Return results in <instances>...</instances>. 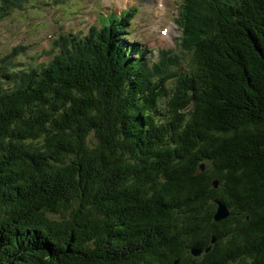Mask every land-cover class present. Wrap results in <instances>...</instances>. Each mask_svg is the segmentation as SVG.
<instances>
[{
	"label": "trees",
	"instance_id": "trees-1",
	"mask_svg": "<svg viewBox=\"0 0 264 264\" xmlns=\"http://www.w3.org/2000/svg\"><path fill=\"white\" fill-rule=\"evenodd\" d=\"M126 16L0 59V264H264V0H183L153 61Z\"/></svg>",
	"mask_w": 264,
	"mask_h": 264
},
{
	"label": "rangeland",
	"instance_id": "rangeland-1",
	"mask_svg": "<svg viewBox=\"0 0 264 264\" xmlns=\"http://www.w3.org/2000/svg\"><path fill=\"white\" fill-rule=\"evenodd\" d=\"M157 1L26 0L0 21V58L15 47L19 58L14 60H21L24 68L37 66L52 58L49 46L54 36L71 32L84 34L91 24L99 27L111 20L118 21L119 12L137 5L139 14L135 19L130 18L129 23L134 24L128 28V33L156 59L158 48H178L180 34L178 25L169 23L178 16L180 0H165L166 9L159 7ZM132 11L135 13L134 8ZM165 27L169 28L166 35L162 33ZM4 82L5 87L14 84Z\"/></svg>",
	"mask_w": 264,
	"mask_h": 264
},
{
	"label": "water",
	"instance_id": "water-1",
	"mask_svg": "<svg viewBox=\"0 0 264 264\" xmlns=\"http://www.w3.org/2000/svg\"><path fill=\"white\" fill-rule=\"evenodd\" d=\"M204 168H205V166L202 165V169H204ZM213 183H214L215 187H218V181L217 180L213 181ZM216 202H217L218 207H217V210H216V213L214 216H215V220L219 221V220L225 219L226 217H228L230 215V209L221 200H216ZM192 253L199 255L202 253V249L193 248Z\"/></svg>",
	"mask_w": 264,
	"mask_h": 264
},
{
	"label": "bare ground",
	"instance_id": "bare-ground-1",
	"mask_svg": "<svg viewBox=\"0 0 264 264\" xmlns=\"http://www.w3.org/2000/svg\"><path fill=\"white\" fill-rule=\"evenodd\" d=\"M161 2H163V8L166 7V1L165 0H162ZM158 4V3H157ZM166 9V8H165ZM159 15V14H158ZM169 29V28H168ZM169 31V30H168ZM169 33V32H168ZM182 62V61H181ZM181 66V65H180Z\"/></svg>",
	"mask_w": 264,
	"mask_h": 264
}]
</instances>
